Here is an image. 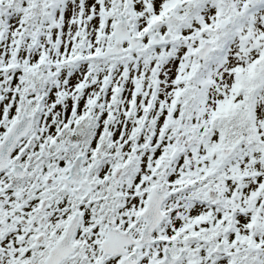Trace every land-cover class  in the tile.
Segmentation results:
<instances>
[{
	"label": "snow or ice",
	"instance_id": "obj_1",
	"mask_svg": "<svg viewBox=\"0 0 264 264\" xmlns=\"http://www.w3.org/2000/svg\"><path fill=\"white\" fill-rule=\"evenodd\" d=\"M0 264H264V0H0Z\"/></svg>",
	"mask_w": 264,
	"mask_h": 264
}]
</instances>
